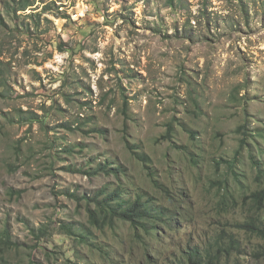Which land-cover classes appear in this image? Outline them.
Listing matches in <instances>:
<instances>
[{
    "label": "rangeland",
    "instance_id": "rangeland-1",
    "mask_svg": "<svg viewBox=\"0 0 264 264\" xmlns=\"http://www.w3.org/2000/svg\"><path fill=\"white\" fill-rule=\"evenodd\" d=\"M23 1L0 0V264H264V0ZM105 190L151 218L93 227Z\"/></svg>",
    "mask_w": 264,
    "mask_h": 264
},
{
    "label": "trees",
    "instance_id": "trees-1",
    "mask_svg": "<svg viewBox=\"0 0 264 264\" xmlns=\"http://www.w3.org/2000/svg\"><path fill=\"white\" fill-rule=\"evenodd\" d=\"M171 2H174V0H170ZM31 6V2L27 0V2L23 1L21 5L19 6L18 12H25L27 11ZM23 121H30L31 118H25L22 117ZM230 169L232 167L230 166ZM105 171V170H104ZM117 170L110 169V173L116 174ZM104 192H100L98 195H96L92 200L89 201L88 205L91 207V204H95L96 210H88L89 214V220L90 224L95 227L99 228L104 226V223L109 224L110 222H113L114 219L116 220H122L130 222L131 224H135L137 222H140V220H144L146 218H151L150 211L145 210V207L140 204V200H137L135 203H133L130 207H128L127 210H124L123 204L120 202V195L117 190H113L109 194ZM253 199L256 200L257 203L260 205L264 203V190L258 193L253 194ZM224 202H221V206L224 205ZM220 206V207H221ZM103 220V221H101ZM250 223H244L242 224V228H245L247 230H250L249 228ZM262 236L264 237V230H259ZM6 246H10V235L9 233H6ZM231 249L232 247L229 246ZM235 249V248H234ZM191 252L188 253V264H220V256L217 255H206L202 256L199 254V251L196 249L190 250ZM225 253H229L228 251H225ZM221 255V254H219Z\"/></svg>",
    "mask_w": 264,
    "mask_h": 264
},
{
    "label": "clouds",
    "instance_id": "clouds-1",
    "mask_svg": "<svg viewBox=\"0 0 264 264\" xmlns=\"http://www.w3.org/2000/svg\"><path fill=\"white\" fill-rule=\"evenodd\" d=\"M253 165H255L256 167L254 168L256 171H257V173H258V175L261 173V169H260V167L256 164V161H253ZM231 167H232V165H230ZM109 167V166H108ZM264 190V187L263 188H261L260 190H257V191H255L253 194H255V193H258V192H261V191H263ZM253 194L251 195V199L254 201V203L256 204V205H258L259 203H257L256 202V200L255 199H253ZM87 200V199H86ZM264 204V203H263ZM263 204H261V205H263ZM115 220V219H114ZM240 228H242V225H240L239 226ZM257 234L260 236V237H263L262 236V234L260 233V231L259 232H257ZM264 238V237H263ZM189 253V252H188ZM188 258V257H187Z\"/></svg>",
    "mask_w": 264,
    "mask_h": 264
}]
</instances>
